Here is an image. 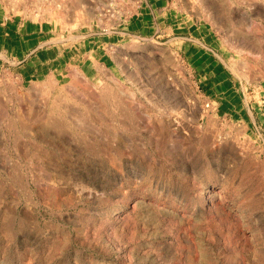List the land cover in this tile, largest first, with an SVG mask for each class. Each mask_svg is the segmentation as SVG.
<instances>
[{
    "label": "rangeland",
    "instance_id": "obj_1",
    "mask_svg": "<svg viewBox=\"0 0 264 264\" xmlns=\"http://www.w3.org/2000/svg\"><path fill=\"white\" fill-rule=\"evenodd\" d=\"M157 1L0 0V264H264V0Z\"/></svg>",
    "mask_w": 264,
    "mask_h": 264
},
{
    "label": "crops",
    "instance_id": "obj_2",
    "mask_svg": "<svg viewBox=\"0 0 264 264\" xmlns=\"http://www.w3.org/2000/svg\"><path fill=\"white\" fill-rule=\"evenodd\" d=\"M159 1H160V0H158L157 3H159ZM129 27H133V25H129ZM143 27H145V26H143ZM17 37H18L17 41L20 43V46H21V48H22L20 51L23 52V48H24V46H25L24 35H20V36L17 35ZM19 38H20V39H19ZM20 51H19V49L16 50V52H20ZM36 51H37V52H40V50H39L38 48H34L33 50H30L29 53H30V54H34ZM220 86H221V85H220Z\"/></svg>",
    "mask_w": 264,
    "mask_h": 264
}]
</instances>
